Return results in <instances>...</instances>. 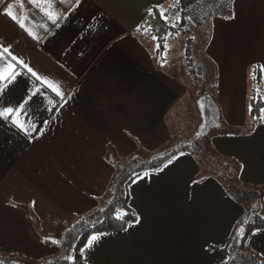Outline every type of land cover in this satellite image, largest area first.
<instances>
[{"label":"crops","instance_id":"obj_1","mask_svg":"<svg viewBox=\"0 0 264 264\" xmlns=\"http://www.w3.org/2000/svg\"><path fill=\"white\" fill-rule=\"evenodd\" d=\"M169 1L0 0V45L18 58L4 53L0 70L10 62L17 74L13 83L41 89L27 108L26 127L35 124L34 138L0 120L1 250L37 261L61 253L58 244L32 231L28 212L54 239L70 217L123 210L139 219L124 230L103 232L108 235L90 249L86 243L87 264L228 260L223 248L243 211L217 179L201 172L193 155L178 154L167 167L136 178L126 206L110 191L116 162L163 151L175 131L171 115L196 105L187 84L156 60L157 39L141 30L147 11ZM46 12L60 18L54 24ZM174 38L167 39L166 58ZM204 45L218 69L214 94L221 121L243 127L217 138L215 147L238 160L243 183L264 186V108L254 122L249 103L254 91L264 99V0H234L228 17L213 19ZM29 67L59 85L64 98L37 81ZM256 68L262 70L257 87ZM5 85L12 87L0 82ZM22 95L20 83L11 93L13 105L23 103ZM212 107L207 97V114ZM198 125L202 136L203 118ZM247 248L264 259V228L252 230Z\"/></svg>","mask_w":264,"mask_h":264},{"label":"trees","instance_id":"obj_2","mask_svg":"<svg viewBox=\"0 0 264 264\" xmlns=\"http://www.w3.org/2000/svg\"><path fill=\"white\" fill-rule=\"evenodd\" d=\"M176 10L175 15L170 16L161 6L152 7L147 11L142 29L150 36L157 39L156 60L164 59V51L169 37H177L189 32L183 48V62L188 75L198 82L200 97L210 95L218 87V69L212 59L206 55L202 44L208 42L213 31V19L215 17H228L232 11L234 0H171ZM161 12L163 13L161 15ZM190 12V13H189ZM206 41V42H203ZM211 66H213L211 68ZM255 86L260 84L262 70L255 69ZM251 109L250 117L254 122L261 120L264 108V99L261 94L254 91L249 100ZM210 114L206 113L208 127L210 125ZM213 124V123H211ZM217 126L218 123H215ZM202 137L197 135L189 142L167 148L158 154L147 157L144 153H138L127 161H117V173L113 180L110 191L115 196L122 198V205L126 206L130 200L131 183L149 170H156L165 165L178 154L190 153L195 145H201ZM191 150V151H190ZM192 154V152L190 153ZM199 164L203 165L199 159ZM205 167H203L204 170ZM236 169V170H234ZM234 173L233 178L228 173ZM203 173V172H202ZM205 176L217 179L225 189L226 193L237 204L243 205L245 213L234 225L223 252L228 255V260L221 264H248L240 261V257L254 260L258 258V264H264V259L247 248V239L256 228H264V186L244 184L240 180L241 165L236 161H224L223 168L219 169L214 164L210 165ZM239 180V182H237ZM245 187H248L246 189ZM119 211L109 210L103 217H95L96 214L81 219L70 217L67 223L62 224L57 230V237L42 233L37 217L28 212L32 231L45 241H59L61 253L44 261H37L27 256L8 253L0 249V264H87L83 258L82 248L92 234L124 230L130 224L137 221L138 215L134 211H126L127 216L117 219ZM83 223L79 230L77 224ZM84 223H89L84 226ZM240 227L245 230L240 231ZM244 229V228H243ZM240 244L238 246V239ZM240 251H239V250ZM58 262H53L56 260ZM69 259V263H67Z\"/></svg>","mask_w":264,"mask_h":264},{"label":"rangeland","instance_id":"obj_3","mask_svg":"<svg viewBox=\"0 0 264 264\" xmlns=\"http://www.w3.org/2000/svg\"><path fill=\"white\" fill-rule=\"evenodd\" d=\"M174 2L173 1H169L167 2V4H165L164 6V10H166V12H168L170 14V16H174L176 13V10L174 9ZM190 13V12H189ZM190 35L189 32H186V34H182L177 36L176 38H174L172 40V43H170V50H168L170 53V58H166L163 55V60L159 61L163 64H165L167 71H169V73H171L174 77L183 80L187 86L189 87V89H191V91L195 94V100H196V105L194 104V107H190L188 106L190 109H186L182 114H173L171 115V120L172 123L174 125V129L175 131L173 132V138L170 142V144L165 148H172L175 145H179V144H183L186 142L191 141L192 139H194L198 134V130L199 125V119H202V114L201 117L199 118L198 113L195 111L196 109L199 108L198 104H199V98H200V87L198 86V82L195 81L194 79H192V77H190L187 73V71L185 70L184 67V62H183V48L185 46V41H186V37ZM206 42L202 40V43ZM203 47H205L204 44H202ZM167 56V54H166ZM214 61V60H213ZM213 66H211L212 68ZM217 89V88H216ZM215 89V90H216ZM215 90H213V92L210 95V103L211 105H213L212 110H210L209 114H210V125L205 128L203 135L201 136V145H195L193 147V151L191 155H193L195 157V159H197V161L200 162L199 159L202 160V164H199V169L201 170V172L204 173V170L207 171L208 167L212 164H214V166H217L219 169L223 168V163L224 161H236L237 163L238 160L234 157L228 156V155H224L221 154L217 148L215 147V140L218 138H220L222 135H224L225 133H235V131L243 128L240 126H232L226 122L221 121L220 115L218 113L219 109L217 107L216 104V98H215ZM194 109V112H193ZM190 111H192L193 113L190 114ZM253 121V120H252ZM213 123V124H211ZM215 123H218L219 125L217 126ZM248 126V125H247ZM246 127V126H245ZM251 128V127H250ZM164 149V150H165ZM190 152V153H191ZM160 153V152H159ZM188 153V154H190ZM158 154V153H157ZM203 167L204 170H203ZM236 170V169H234ZM228 175H230L232 178L233 176H235L234 173H228ZM241 180V179H240ZM237 182H239V180H237ZM242 182V181H241ZM243 183V182H242ZM245 184V183H244ZM246 189H248V187H245ZM261 189H264V187H262ZM239 205V204H238ZM240 208H242V215L240 218H242V216L245 213V209L244 206L241 204L239 205ZM239 218V219H240ZM239 219L237 220V222L239 221ZM236 222V223H237ZM83 223H78L77 224V229L79 230V228L81 227ZM89 223H84V226L87 225ZM242 227H240L241 229ZM244 228V229H243ZM242 229L245 230V227H243ZM242 233V231H241ZM240 238L238 239V246L240 244ZM239 250V249H238ZM240 251V250H239ZM242 262H245L248 264H258V258L256 260H254V257H252V259H247L246 257H240L239 259ZM53 262H58L57 259L54 260ZM67 263H69V259H67Z\"/></svg>","mask_w":264,"mask_h":264},{"label":"snow or ice","instance_id":"obj_4","mask_svg":"<svg viewBox=\"0 0 264 264\" xmlns=\"http://www.w3.org/2000/svg\"><path fill=\"white\" fill-rule=\"evenodd\" d=\"M31 3H36L37 0H30ZM76 3L79 4V0H76ZM46 15L49 16L50 19H52V22L55 24L56 21L60 18L58 15H54L52 12H46ZM163 13L161 12V15ZM7 15L10 16L13 20H16V16L13 15L11 11L7 12ZM20 23L21 27H24V24L20 21H17ZM58 26V25H57ZM32 34L31 32L29 33ZM153 39H156V37H153ZM4 53H7V55L11 58L12 61H17V57L13 55L10 50L7 47H4L3 45H0V56H3ZM20 64H23V61H19ZM29 73L33 77L36 78L37 81H40L42 85L46 86L48 89H50L52 92L56 94V96L60 97L61 99L64 98V94L60 89V86L57 84H54L51 80H48L46 78H43L39 76L35 71L32 70V68L27 69ZM7 82L8 84H11V88H7L6 85L4 87H0V120L3 121H10L11 124L17 128H19L21 131H23L27 136L31 137V131L35 130L36 126L35 124H30L26 127V124L28 123V111L27 108L30 107V102L33 101V98L36 97L40 92L41 89L38 87H33L29 85L27 81L17 82V74L14 70V65L12 63H7L6 67H4L2 70H0V82ZM20 83L23 84V103H16L13 105L12 99H11V93L12 91L20 86ZM49 103H52L50 100ZM27 106V107H26ZM24 116L25 119L21 120L20 117ZM171 163V161H169ZM167 167V165H165ZM148 173H145V176H147ZM127 212H121L117 213V219H121L123 216H127ZM139 218H137L138 220ZM240 231H243L241 228ZM108 235L107 233H97L92 234L90 236V239L87 240V247L90 249L93 247L94 243L98 242L102 237ZM53 243L58 244L59 241L54 240Z\"/></svg>","mask_w":264,"mask_h":264},{"label":"water","instance_id":"obj_5","mask_svg":"<svg viewBox=\"0 0 264 264\" xmlns=\"http://www.w3.org/2000/svg\"><path fill=\"white\" fill-rule=\"evenodd\" d=\"M206 104H207V97L206 96H201L199 98V105H200L201 111H202L203 127H206V125H207V120H206Z\"/></svg>","mask_w":264,"mask_h":264}]
</instances>
